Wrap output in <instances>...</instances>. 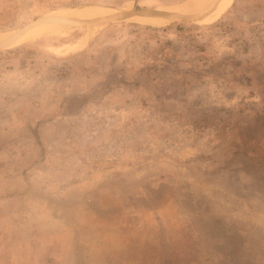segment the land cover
Instances as JSON below:
<instances>
[{
  "label": "rangeland",
  "instance_id": "1",
  "mask_svg": "<svg viewBox=\"0 0 264 264\" xmlns=\"http://www.w3.org/2000/svg\"><path fill=\"white\" fill-rule=\"evenodd\" d=\"M43 2L0 0V35L16 34L9 37L11 42L29 31L40 19L39 6ZM176 2L56 0L64 11L85 13L97 9L110 13L102 17L85 15L87 19L66 18L70 30L55 38L59 44L53 47L70 49L94 28L104 30L106 40L122 38L119 32L127 29L126 35L140 41V55L147 53L145 59L151 60L136 73L137 78L150 93L156 111L166 118L172 98L180 99L208 60L189 57L187 41L178 40L174 45L171 40L160 39L173 32V27L175 33L191 31L182 24L157 26L135 20H169L175 13L164 9ZM208 2L213 6L200 19L220 18L206 27L222 33L234 31L226 20L228 13L220 10L222 0ZM149 3L161 7L143 6ZM129 4L131 7L125 8ZM128 13L140 15L115 19ZM113 22L120 25L118 31L108 30L114 29ZM20 51H10L7 58L19 59L23 65L33 53L28 50L20 56ZM69 54L64 52L65 56ZM132 55H136L135 48ZM4 59L5 54L0 52V64ZM242 74L248 79V98L258 96L259 104L242 102L236 111L190 116L202 130L213 129L220 143L216 151L204 153L192 162L194 174H198L207 194L189 190L173 195L177 216L186 218L183 222L176 216L164 221L158 216L150 218L147 213L156 210L155 203L147 206L131 196L125 198L122 173L117 170L119 142L111 150L105 146L103 153L93 154L86 161L80 152V134L71 125L65 127L66 143L61 154L77 173L83 171V180L74 179L69 186L92 182L94 174L98 179L92 188L70 197L52 198L35 193L29 164L33 148L41 146L42 121L25 119L23 113H31L41 105L32 99L35 85L26 80L16 81L12 93L0 99V243L8 238L40 239L49 252L45 264H264V66H250ZM142 103L147 106V100ZM62 108L64 116L78 112L75 104ZM224 161H230V165L218 171ZM42 216L47 218L41 221ZM65 246H70L67 259L62 257Z\"/></svg>",
  "mask_w": 264,
  "mask_h": 264
},
{
  "label": "clouds",
  "instance_id": "2",
  "mask_svg": "<svg viewBox=\"0 0 264 264\" xmlns=\"http://www.w3.org/2000/svg\"><path fill=\"white\" fill-rule=\"evenodd\" d=\"M220 4L234 31L222 33L206 27L220 18L200 19L213 6L208 0H177L164 9L175 13L171 19L137 21L157 26L182 24L191 31L175 33L173 27V32L160 39L171 40L174 45L178 40L187 41L189 57L208 60L180 99L172 98L166 118L156 111L150 93L137 78L136 73L151 60L145 59L147 53L140 55V41L126 35L127 29L119 32L122 38L106 40V32L94 28L70 49L53 47L59 44L55 38L70 30L66 18L106 13L95 9L85 13L64 11L56 0H44L39 6L40 19L29 31L11 42L9 37L16 34L4 35L0 48L5 54L0 64V99L12 93L16 81L26 80L36 86L32 99L41 105L31 113H23L25 119L42 121L41 146L33 148L29 164L35 193L52 198L70 197L92 188L98 179L94 174L92 182L69 186L74 179L83 180V171L77 173L61 154L66 143L65 127L71 125L80 134V152L86 161L93 154L103 153L105 146L111 150L119 142L117 170L122 173L125 198L131 196L147 206L155 203L156 210L148 212V217L158 216L161 221L173 216L181 222L186 219L177 216L173 195L189 190L207 194L198 174H194L192 162L204 153L216 151L220 143L213 129L202 130L190 116L236 111L242 102L260 103L258 96L248 98V79L242 73L250 66H264V0H222ZM143 6L161 7L152 3ZM113 23L114 29L108 30L118 31L120 25ZM17 49L21 50L20 56L28 50L33 55L21 65L19 59L7 58V53ZM66 50L68 56L64 55ZM9 67L11 71L7 70ZM145 100L147 106L142 103ZM72 104L78 105V112L62 115V105ZM229 165L230 161H224L218 171ZM48 256L40 239L8 238L0 243V264H45ZM62 257H70V246H65Z\"/></svg>",
  "mask_w": 264,
  "mask_h": 264
},
{
  "label": "bare ground",
  "instance_id": "3",
  "mask_svg": "<svg viewBox=\"0 0 264 264\" xmlns=\"http://www.w3.org/2000/svg\"><path fill=\"white\" fill-rule=\"evenodd\" d=\"M97 10V9H96ZM220 10H222V7H221V9ZM99 13H106L107 15L110 13V12H107V11H101V10H97ZM95 16H98V17H102V16H106V15H95ZM72 17H76V18H81V19H87L88 17L87 16H72ZM139 20H158V19H153V18H139V19H137V20H135V21H139ZM149 25H152V24H149ZM3 37H4V35H0V42L1 41H3Z\"/></svg>",
  "mask_w": 264,
  "mask_h": 264
},
{
  "label": "water",
  "instance_id": "4",
  "mask_svg": "<svg viewBox=\"0 0 264 264\" xmlns=\"http://www.w3.org/2000/svg\"><path fill=\"white\" fill-rule=\"evenodd\" d=\"M129 15H140V14H136V13H128V14L120 15V16L116 17L115 19L118 20V19H120V17H126V16H129ZM156 15H162V14H160V13H159V14L156 13Z\"/></svg>",
  "mask_w": 264,
  "mask_h": 264
}]
</instances>
